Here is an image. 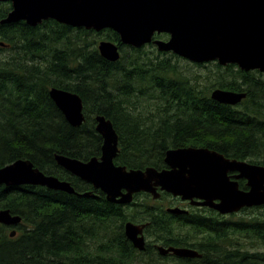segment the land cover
<instances>
[{
    "label": "trees",
    "instance_id": "1",
    "mask_svg": "<svg viewBox=\"0 0 264 264\" xmlns=\"http://www.w3.org/2000/svg\"><path fill=\"white\" fill-rule=\"evenodd\" d=\"M11 8L0 2V168L28 158L78 189L80 180L58 165L55 155L99 156L98 114L112 120L120 141L115 161L128 168L163 169L168 149L188 146L264 165V78L258 70L214 62L216 70L200 74L189 62L183 68L190 75L179 67L181 57L153 44L125 45L112 29L98 32L54 19L37 26L24 20L2 24ZM101 39L119 45V60L101 55ZM52 87L82 97L81 126L68 122L50 97ZM218 87L247 96L237 105L223 104L211 97ZM240 185L246 188L244 179ZM139 196L134 207H123L105 196L0 185V210L23 218L14 238L10 227L0 225V264H264V206L247 209L249 216L237 220L217 212L175 217L164 209L176 200L171 194ZM128 221H149L150 238L195 248L202 256L146 255L128 239Z\"/></svg>",
    "mask_w": 264,
    "mask_h": 264
},
{
    "label": "water",
    "instance_id": "2",
    "mask_svg": "<svg viewBox=\"0 0 264 264\" xmlns=\"http://www.w3.org/2000/svg\"><path fill=\"white\" fill-rule=\"evenodd\" d=\"M12 5L2 24L26 21L37 26L54 19L65 25L102 31L112 29L121 42L136 48L153 43L161 52H172L195 63L219 61L237 64L242 70L264 72V0H0ZM167 33L168 39L154 38ZM101 55L112 62L121 57L117 43L102 39ZM50 97L72 126L85 121L82 97L73 91L52 87ZM247 96L215 88L211 97L224 104L236 105ZM96 130L103 137L102 157L81 161L56 154L57 164L106 193L111 202L128 203L133 195L148 192L158 199L161 191L189 200L192 204L215 208L221 214L239 212L243 207L264 204V165L230 158L206 147L170 148L167 167L127 169L116 165L119 135L112 120L95 116ZM233 173V174H231ZM245 179L248 189L240 187ZM0 184L7 186L40 184L74 193L68 181L46 174L30 159H18L0 168ZM91 195V194H86ZM172 213L186 210L170 208ZM20 215L0 210V223L19 224ZM144 226L127 222V237L139 249L145 248ZM16 230L11 231L14 236ZM163 254L195 258L202 254L190 247L160 246Z\"/></svg>",
    "mask_w": 264,
    "mask_h": 264
},
{
    "label": "flooded vegetation",
    "instance_id": "3",
    "mask_svg": "<svg viewBox=\"0 0 264 264\" xmlns=\"http://www.w3.org/2000/svg\"><path fill=\"white\" fill-rule=\"evenodd\" d=\"M157 35H162V34H155V38H157L156 36ZM163 35H165V34H163ZM158 38H165V39H167V38H169V34H166L164 37H158ZM212 63H214V62H212ZM229 65V64H228ZM102 144H103V138H102ZM120 145V144H119ZM120 148V147H119ZM120 152V151H119ZM119 152H118V154H119ZM118 154H117V156H118ZM117 156H116V158H117ZM165 156H166V152H165ZM96 157H98L99 159H101V157H102V148H101V154L99 155V156H96ZM91 159V158H90ZM90 159H87V160H84V161H88V160H90ZM164 160H165V158H164ZM115 161V160H114ZM115 164L116 165H123V164H120V163H117L116 161H115ZM127 169H130V168H128L127 167ZM231 174H233V173H231ZM73 175V174H72ZM75 177H76V179H78V180H80V181H78V185H79V187H78V189H76V191L78 192V197H84V196H81L82 194H85L86 192H92V195L93 196H91V198H95V199H97V200H101L102 199V197L103 196H105L106 197V199L108 200V198H107V195H106V193H104L101 189H96L95 187H94V185L92 184V183H89V182H87V181H85V180H83V179H81L80 177H78V176H76V175H74ZM63 180V179H62ZM87 182V183H89L90 185H92V187H93V189H90L88 186H86L85 184H83L82 182ZM76 188V187H75ZM104 193V194H103ZM144 193H146V192H144ZM139 197H141V196H139ZM139 197H138V194H135V196H134V199H135V201L134 202H136L137 203V200L139 199ZM174 197V196H173ZM87 198H90V197H87ZM177 201H179L180 200V202H182V207L181 206H179V205H177V206H171L170 204L169 205H167V204H165V206H164V209L166 210V212L167 213H169L170 214V216H175V217H177V216H182V215H184V216H192V215H194L195 213H206V214H211L212 212H216V210H214V209H212V208H210V207H208V206H200V205H196V204H192L191 203V201H188V200H182L181 198H179V197H174ZM109 201V200H108ZM117 204V203H116ZM118 205H122L123 207H128L129 205H131L132 206V204H128V205H123V204H118ZM172 207H180V208H183V209H185V210H187L188 212L187 213H183V214H172V213H170L169 212V209L170 208H172ZM247 209L245 208V209H243L242 210V212H245ZM222 215V214H221ZM223 216V215H222ZM224 216H228V215H224ZM134 222V221H133ZM136 224H139V225H144V224H147V226H146V228L144 229V235H145V238H146V248H145V250H143L144 252L146 251V253H144V254H146V255H148L149 253L151 254V253H155L156 255H162L161 254V252H160V250H159V246H164V247H170V246H174V245H165V244H162V243H160L159 241L157 242V239L156 238H150L148 235H147V232H146V229L148 228V226L150 225V222L149 221H142V222H135ZM125 232H126V230H125ZM133 243V242H132ZM175 247H179V246H175ZM137 249V248H136ZM138 251H141V250H139V249H137ZM150 250V251H149ZM147 251H149V252H147ZM142 252V251H141ZM167 255H174L173 253H169V254H167Z\"/></svg>",
    "mask_w": 264,
    "mask_h": 264
},
{
    "label": "bare ground",
    "instance_id": "4",
    "mask_svg": "<svg viewBox=\"0 0 264 264\" xmlns=\"http://www.w3.org/2000/svg\"><path fill=\"white\" fill-rule=\"evenodd\" d=\"M224 104V103H223ZM69 122V121H68ZM84 123V122H83ZM82 123V124H83ZM81 126V125H80ZM74 127H77V126H74ZM188 147H190V146H188ZM195 147V146H194ZM207 148V147H206ZM210 149V148H209ZM211 150H213V149H211ZM215 151H217V150H215ZM167 152V151H166ZM219 152V151H218ZM221 153V152H220ZM56 154H60V155H65V154H62V153H56ZM56 156V155H55ZM65 156H68V155H65ZM71 157V156H70ZM166 157V156H165ZM72 158H75V157H72ZM92 158H94V157H92ZM98 158V157H97ZM22 159V158H21ZM23 159H28V158H23ZM56 159V158H55ZM76 159H78V158H76ZM99 159V158H98ZM31 160V159H30ZM79 160H81V159H79ZM81 161H84V160H81ZM89 161V160H88ZM33 162V161H32ZM57 162V161H56ZM84 162H86V161H84ZM34 163V162H33ZM166 163V162H165ZM35 165V164H34ZM62 167V166H61ZM64 168V167H63ZM65 169V168H64ZM67 170V169H66ZM68 171V170H67ZM70 172V171H69ZM71 173V172H70ZM71 174H73V173H71ZM50 175V174H49ZM73 175H75V174H73ZM55 176V175H54ZM77 176V175H76ZM79 177V176H78ZM82 179V178H81ZM65 181H67V180H65ZM68 182H70V181H68ZM88 182V181H87ZM71 183V182H70ZM90 183V182H89ZM72 184V183H71ZM0 185H5V184H0ZM21 185H33V186H42V187H47V188H49L48 186H46V185H40V184H21ZM5 186H7V185H5ZM13 186H20V185H13ZM73 186V185H72ZM7 187H10V186H7ZM75 188V187H74ZM49 189H52V188H49ZM96 189H99V188H96ZM52 190H56V191H62V192H65V193H68V194H74V195H78V192L76 191V188H75V192L74 193H69V192H66V191H63V190H59V189H52ZM91 194V195H87L86 196V194ZM81 196H84V197H91V196H93L92 195V192H86L85 194H82ZM134 196H135V194L133 195V199H132V201L131 202H128V203H117V202H112V203H117V204H123V205H128V204H133L134 203V201H135V199H134ZM111 202V201H110ZM197 205V204H196ZM200 206H206V205H200ZM260 206H264V204L263 205H257V206H251V207H243L239 212H241L243 209H251V208H253V207H260ZM208 207H210V208H212V209H214V210H216L215 208H213V207H211V206H208ZM172 208H176V207H172ZM180 208V207H179ZM183 209V208H182ZM185 210V209H184ZM217 211V210H216ZM170 212V211H169ZM188 211L186 210V212H182V213H172V212H170V213H172V214H183V213H187ZM12 213V212H11ZM13 214V213H12ZM14 215H19V214H14ZM21 216V215H20ZM22 217V216H21ZM23 219V218H22ZM22 221V220H21ZM128 222H132V223H134V224H136L135 222H133V221H128ZM21 223V222H20ZM0 225H5V226H8V227H10L11 228V231L13 230V229H15L16 230V234L14 235V236H12L11 235V232H10V236L12 237V238H14V237H16L17 236V233H18V230H17V226H18V224H16V225H7V224H4V223H0ZM136 225H139V224H136ZM125 226H126V224H125ZM141 226H144V228H143V235H144V229L146 228V226H147V224H144V225H141ZM126 230V229H125ZM127 235V234H126ZM129 239V238H128ZM144 239H145V248H146V238H145V235H144ZM130 240V239H129ZM131 242H132V240H130ZM158 242V241H157ZM133 245H134V243H133ZM135 246V245H134ZM162 247H164V246H162ZM170 247H175V246H170ZM170 247H168V248H170ZM135 248H137V249H139L138 247H136L135 246ZM145 248L144 249H139V250H141V251H143V250H145ZM164 248H166V249H168L167 247H164ZM159 250H160V246H159ZM160 252H161V250H160ZM169 253H173L174 254V252H172V251H169V252H167V253H165V254H163L162 252H161V254H162V256H167V254H169ZM174 255H176V254H174ZM178 257V256H177Z\"/></svg>",
    "mask_w": 264,
    "mask_h": 264
},
{
    "label": "rangeland",
    "instance_id": "5",
    "mask_svg": "<svg viewBox=\"0 0 264 264\" xmlns=\"http://www.w3.org/2000/svg\"><path fill=\"white\" fill-rule=\"evenodd\" d=\"M154 38H155V36H154ZM158 38V37H157ZM102 40V39H101ZM100 42V41H99ZM152 49L151 47H148V49ZM169 55V54H168ZM174 60H176L175 58H174ZM177 61V60H176ZM189 60H186V59H184V58H181L180 59V63H178V65H179V67L181 68V70H183V71H185L186 73H188V74H190V75H192L187 69H185V68H183L184 66H186V65H188V64H192L193 62H190ZM195 64H197V65H195ZM223 67H226V66H223ZM190 69L191 70H193L194 72H198V73H202V74H206V73H208L209 72V70L210 69H212L213 71L214 70H216V67H215V64L214 63H212V62H203V63H193L192 64V66H190ZM260 73H262L263 75H262V77L264 78V72H260ZM215 89V88H214ZM214 89H212V91L214 90ZM244 92V91H243ZM140 111H142V109H139V108H137L136 109V112H140ZM142 112H148L147 114H152V111L151 110H143ZM151 116V115H150ZM143 198H142V196L141 197H139V199L137 200V203H139V201H141ZM167 205H169V204H167ZM171 206H177V205H179V206H181L182 205V202H180V200L179 201H177V200H174V202L172 203V204H170ZM135 206V205H134ZM134 206H132V207H134ZM182 207V206H181ZM251 214V213H250ZM244 216H249V214H248V212H238V213H236L235 215H233V220H237L238 218H240V217H244ZM251 216V215H250ZM227 217H229V216H227ZM19 231V230H18ZM260 249H263V247H260Z\"/></svg>",
    "mask_w": 264,
    "mask_h": 264
}]
</instances>
